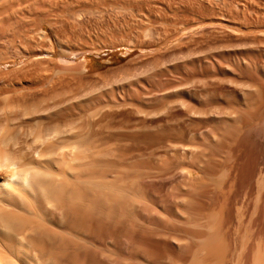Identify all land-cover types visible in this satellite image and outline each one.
I'll return each mask as SVG.
<instances>
[{"label": "rangeland", "instance_id": "1", "mask_svg": "<svg viewBox=\"0 0 264 264\" xmlns=\"http://www.w3.org/2000/svg\"><path fill=\"white\" fill-rule=\"evenodd\" d=\"M48 19L66 42L64 49L57 44V58L71 51V59L82 61L77 65L84 72H71L72 85L197 50L152 72L157 82L149 86L148 100L104 106L90 121L93 137L114 151V162L107 160L111 163L106 162V168L114 167L107 169L116 179L138 176L142 204L116 222L90 221L79 227L74 218L71 226L84 239L71 244V264H188L200 240L218 226L230 238L231 247L225 239L224 257L231 254L255 201L256 180L245 193L238 186L241 174L252 162L256 174L264 172V146L250 148L243 138L255 132L256 142L264 144V0H0V55L22 64L27 58L19 51L39 45L36 32ZM45 25L55 41L50 25ZM50 65L46 74L45 66L36 65L38 72L30 81L56 77V65ZM248 81L257 86L249 94L244 88ZM184 169L192 173L188 183ZM234 175L239 176L235 181ZM214 212L235 218H220L218 213L216 220ZM214 220L215 226L221 224L211 231ZM262 225L258 229L264 245Z\"/></svg>", "mask_w": 264, "mask_h": 264}, {"label": "bare ground", "instance_id": "2", "mask_svg": "<svg viewBox=\"0 0 264 264\" xmlns=\"http://www.w3.org/2000/svg\"><path fill=\"white\" fill-rule=\"evenodd\" d=\"M46 21L40 24L39 31L36 32L39 45L30 50L25 47L19 51L21 57L27 58L22 64H18L13 56H6V53L4 54L6 57L0 55V264H71V244L83 238L74 232L78 230L75 229L76 226H73L75 230H71L73 228L71 225H74L75 221L79 222L76 224L78 226L85 222L89 224L90 221L99 225L105 221L116 222L124 212L136 210L138 205L142 204L140 202L142 197L140 198L137 189L138 176H132V179L128 177V181L123 178L120 180L116 179L119 177H114L116 173L107 169L111 167L106 168V162L113 157L114 151L100 144L95 139L96 136L93 137L90 121L98 117L104 106L118 107L124 102L135 104L140 98L148 100L152 95L148 88L151 83L157 82V76L152 75L154 70L197 53V50L193 49L184 57L178 56L179 54L168 57L164 63L161 59L151 60L140 66L121 69L119 72L100 74L87 80L81 79L72 85L71 72H84L78 66H81L82 61L71 59L73 58L71 51L67 54L64 51L65 53H60L57 58V44L64 49L66 42L57 33L54 21L49 19ZM45 24L50 25L55 41L44 29ZM10 63L16 66L8 68ZM50 63L56 65L53 70L56 77L47 79L44 76L46 78L44 81H30L38 72L36 65L45 66L42 70H45L46 74L45 72L49 71H46V66ZM180 70L186 74L190 72L186 68ZM65 75L68 76L66 79ZM62 78L65 80H61ZM244 88L249 94L257 86L255 88L254 83L248 81ZM243 138L246 143L258 149L264 146L262 142H256L255 132H248ZM192 153L191 149L186 153V157L189 158ZM252 163L245 166V169L242 167L244 171L241 169L243 172L238 186L240 189H246V193L252 181L256 180V184L254 183L256 193L253 198L255 201L254 203L252 201L253 212L251 211L252 214L246 219L244 230L241 229L243 233L238 235V242L236 240L237 244L232 247L233 252L230 251L233 257L226 252L227 256L230 255L232 258L231 260L229 257L230 264H264V248L261 249V246L264 247L261 245L263 235L260 233L261 230L259 231L264 222V172L257 173L260 174L257 176ZM246 164L244 161L243 165ZM191 177V171L186 169L184 181H189ZM237 178L234 175V181ZM236 183L238 184V181ZM221 210L223 211V208ZM218 213L220 218L224 215L221 212H214L215 217H212L216 220ZM234 215L229 216L235 218ZM229 216L226 217L231 218ZM122 217H125V214ZM236 217L239 219L242 216L239 217L237 214ZM212 222L215 220L210 221ZM223 222L221 226L224 225ZM219 224L221 223L217 225ZM211 225L209 229L214 231L217 225ZM208 227L203 226L207 229ZM223 227H225L223 230L227 231L228 226ZM234 228L235 226L232 229ZM223 232L218 226L216 232L201 239L188 264H226L224 260L229 258L224 257L226 255L224 251L230 246L228 241L230 238L227 240L228 234ZM196 234L198 233L195 232ZM233 235L237 239V232ZM225 239L228 246H225L227 244Z\"/></svg>", "mask_w": 264, "mask_h": 264}]
</instances>
